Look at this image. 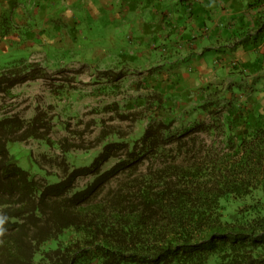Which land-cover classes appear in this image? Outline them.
<instances>
[{
	"label": "trees",
	"instance_id": "16d2710c",
	"mask_svg": "<svg viewBox=\"0 0 264 264\" xmlns=\"http://www.w3.org/2000/svg\"><path fill=\"white\" fill-rule=\"evenodd\" d=\"M44 68L22 59L0 67V92L45 79ZM232 88L247 89L215 85L180 109L145 100L136 134L102 129L82 160L62 142L59 174L24 170L8 152L28 137L48 145L45 132L34 135L32 126L47 128L37 116L0 118V264H264V104ZM220 111L222 120L202 119Z\"/></svg>",
	"mask_w": 264,
	"mask_h": 264
},
{
	"label": "crops",
	"instance_id": "0c3cea01",
	"mask_svg": "<svg viewBox=\"0 0 264 264\" xmlns=\"http://www.w3.org/2000/svg\"><path fill=\"white\" fill-rule=\"evenodd\" d=\"M263 15L264 0H0V21L9 25L0 50L48 68L49 46L69 53L65 65L87 69L92 56L123 49L127 76L141 75L129 87L141 92L139 104L188 108L206 89L233 82L247 87L232 88L240 98L264 104V32L255 33ZM109 60L103 67L114 66Z\"/></svg>",
	"mask_w": 264,
	"mask_h": 264
},
{
	"label": "rangeland",
	"instance_id": "374dc122",
	"mask_svg": "<svg viewBox=\"0 0 264 264\" xmlns=\"http://www.w3.org/2000/svg\"><path fill=\"white\" fill-rule=\"evenodd\" d=\"M6 24L8 25V22ZM112 38L115 46H122V41H118V37ZM47 47L49 46H45L46 62L51 66L48 67L49 69L44 68L45 79L20 83L7 92H0V118L16 115L28 122L37 116L47 127L46 129L38 128L36 125L32 126V129L35 131L34 135L45 132L47 137L45 142L48 145H45L44 140L31 137L21 142H10L7 145L9 154L19 167L39 176L43 175L39 165L46 167L44 169L47 173H55V170L58 174L60 173L59 168L63 165L62 142H65L64 147L69 150L73 146L78 148L71 153V158L82 160L91 155L93 149L97 147L102 129L113 128L118 135L127 137L136 134L135 131H140V128L145 127L148 121L146 118L148 111L144 109L145 113L140 112L139 101L141 100L136 98L141 92L131 91L132 86L137 85L135 80L141 75L135 72L133 76H127V68L131 64L127 63V59V62L121 61L118 51L123 49L109 48L110 53L106 51L101 57L92 56L85 61L88 64L85 69L83 66L65 65L71 60L69 53L59 49L48 51ZM124 52L127 53L128 49H124ZM24 54L27 55V53ZM20 58L23 57L17 50L1 51L0 67L9 65ZM109 59H112L114 66L103 67V64L111 63ZM88 76H92L93 81L98 83L91 84L92 80L88 79ZM221 104L222 99L219 101V105ZM218 109L219 106L212 107V111ZM141 113L145 118H141ZM217 116L219 120H222L224 112L220 111L210 116L205 114L202 119L210 122ZM177 125L175 123L171 130L175 134L181 132ZM197 135L198 137L203 135L208 143L212 139L204 134ZM58 142H60L59 145ZM71 158L68 159L71 161ZM70 161L67 162L70 163ZM48 181L53 182L52 176L48 178ZM87 181L88 177L77 180L79 185Z\"/></svg>",
	"mask_w": 264,
	"mask_h": 264
},
{
	"label": "clouds",
	"instance_id": "9594fccd",
	"mask_svg": "<svg viewBox=\"0 0 264 264\" xmlns=\"http://www.w3.org/2000/svg\"><path fill=\"white\" fill-rule=\"evenodd\" d=\"M6 220V217L0 216V236L4 235V228H3V224Z\"/></svg>",
	"mask_w": 264,
	"mask_h": 264
}]
</instances>
